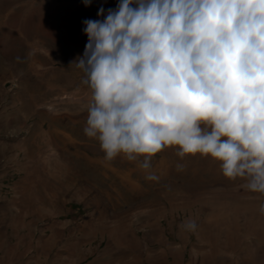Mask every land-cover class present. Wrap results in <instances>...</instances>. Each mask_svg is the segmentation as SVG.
Instances as JSON below:
<instances>
[{
    "label": "rangeland",
    "instance_id": "rangeland-1",
    "mask_svg": "<svg viewBox=\"0 0 264 264\" xmlns=\"http://www.w3.org/2000/svg\"><path fill=\"white\" fill-rule=\"evenodd\" d=\"M117 3L0 0V264H264L244 181L174 148L150 180L85 135L83 21Z\"/></svg>",
    "mask_w": 264,
    "mask_h": 264
},
{
    "label": "clouds",
    "instance_id": "clouds-1",
    "mask_svg": "<svg viewBox=\"0 0 264 264\" xmlns=\"http://www.w3.org/2000/svg\"><path fill=\"white\" fill-rule=\"evenodd\" d=\"M97 15L74 62L90 90L83 131L104 159L151 180L153 157L174 148L264 196V0H118Z\"/></svg>",
    "mask_w": 264,
    "mask_h": 264
}]
</instances>
